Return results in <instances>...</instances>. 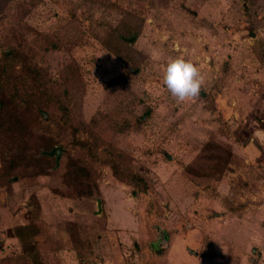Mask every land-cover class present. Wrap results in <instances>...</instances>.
Here are the masks:
<instances>
[{"label": "rangeland", "instance_id": "obj_1", "mask_svg": "<svg viewBox=\"0 0 264 264\" xmlns=\"http://www.w3.org/2000/svg\"><path fill=\"white\" fill-rule=\"evenodd\" d=\"M0 100V264H264V0H0Z\"/></svg>", "mask_w": 264, "mask_h": 264}, {"label": "clouds", "instance_id": "obj_2", "mask_svg": "<svg viewBox=\"0 0 264 264\" xmlns=\"http://www.w3.org/2000/svg\"><path fill=\"white\" fill-rule=\"evenodd\" d=\"M163 84L177 102H190L200 95L204 77L192 61L178 56L167 63Z\"/></svg>", "mask_w": 264, "mask_h": 264}, {"label": "water", "instance_id": "obj_3", "mask_svg": "<svg viewBox=\"0 0 264 264\" xmlns=\"http://www.w3.org/2000/svg\"><path fill=\"white\" fill-rule=\"evenodd\" d=\"M43 153L49 155V156H54L55 159V165L57 166L59 164V159H60V153H61V149L58 146L53 147L51 150L49 151H43ZM96 203H97V208L99 211V199H96Z\"/></svg>", "mask_w": 264, "mask_h": 264}, {"label": "trees", "instance_id": "obj_4", "mask_svg": "<svg viewBox=\"0 0 264 264\" xmlns=\"http://www.w3.org/2000/svg\"><path fill=\"white\" fill-rule=\"evenodd\" d=\"M8 54H9V53H8ZM41 87H42V86H38V87H37V91H38V90H41ZM3 107H4V103L0 100V110H1ZM51 149H52V148H51ZM51 149H50V150H51ZM43 151H49V150L42 149V150L40 151V155H41V157H46V158H47V157H50L49 155L43 153ZM58 165H59V164H58ZM58 165H57V166H58ZM57 166L55 165V159H54V168H56ZM68 229H69L70 231H72V230H73V225H69V226H68Z\"/></svg>", "mask_w": 264, "mask_h": 264}]
</instances>
